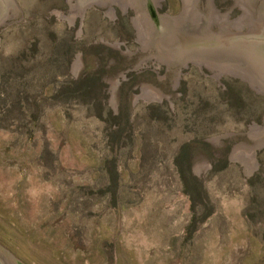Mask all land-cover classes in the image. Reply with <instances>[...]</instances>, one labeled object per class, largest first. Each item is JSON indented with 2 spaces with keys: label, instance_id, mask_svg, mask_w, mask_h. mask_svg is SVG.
<instances>
[{
  "label": "rangeland",
  "instance_id": "rangeland-1",
  "mask_svg": "<svg viewBox=\"0 0 264 264\" xmlns=\"http://www.w3.org/2000/svg\"><path fill=\"white\" fill-rule=\"evenodd\" d=\"M15 2L23 18L0 33V246L21 264H264V149L247 180L228 159L264 127V97L147 59L131 8L109 21L90 7L73 40L79 18L68 30L50 15L66 0Z\"/></svg>",
  "mask_w": 264,
  "mask_h": 264
},
{
  "label": "water",
  "instance_id": "water-1",
  "mask_svg": "<svg viewBox=\"0 0 264 264\" xmlns=\"http://www.w3.org/2000/svg\"><path fill=\"white\" fill-rule=\"evenodd\" d=\"M162 1L66 0L68 13L52 10L50 15L58 22H66L68 30L79 18V27L73 37L76 40L82 36V20L90 7L101 11L102 18L108 17L109 21L117 19L111 6H116L122 16L130 7L134 11V18L130 19L134 43L139 51H154L147 59L167 68L190 70L194 65L205 76L217 81L218 87L223 76L234 77L264 97V0H237L224 12L217 10L209 0L208 17L196 11L198 0H182L183 9L175 16L158 15L156 8ZM22 18L15 0H0V33ZM247 130V140L235 145L228 158L242 167L244 180L257 171L259 163L255 150L264 149V127L252 122ZM0 264L21 263L0 246Z\"/></svg>",
  "mask_w": 264,
  "mask_h": 264
},
{
  "label": "bare ground",
  "instance_id": "bare-ground-1",
  "mask_svg": "<svg viewBox=\"0 0 264 264\" xmlns=\"http://www.w3.org/2000/svg\"><path fill=\"white\" fill-rule=\"evenodd\" d=\"M111 8L113 9V11H114V14H115V10H114V8H113V7H111ZM129 8H130V7H128V8H127V10H128ZM79 63H80V62H79Z\"/></svg>",
  "mask_w": 264,
  "mask_h": 264
},
{
  "label": "flooded vegetation",
  "instance_id": "flooded-vegetation-1",
  "mask_svg": "<svg viewBox=\"0 0 264 264\" xmlns=\"http://www.w3.org/2000/svg\"><path fill=\"white\" fill-rule=\"evenodd\" d=\"M152 9V8H151ZM155 14V13H154ZM154 17V16H153ZM155 18V17H154Z\"/></svg>",
  "mask_w": 264,
  "mask_h": 264
},
{
  "label": "trees",
  "instance_id": "trees-1",
  "mask_svg": "<svg viewBox=\"0 0 264 264\" xmlns=\"http://www.w3.org/2000/svg\"><path fill=\"white\" fill-rule=\"evenodd\" d=\"M187 193V192H186Z\"/></svg>",
  "mask_w": 264,
  "mask_h": 264
}]
</instances>
